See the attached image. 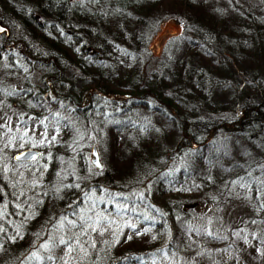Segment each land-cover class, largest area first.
Listing matches in <instances>:
<instances>
[{"label": "trees", "instance_id": "1", "mask_svg": "<svg viewBox=\"0 0 264 264\" xmlns=\"http://www.w3.org/2000/svg\"><path fill=\"white\" fill-rule=\"evenodd\" d=\"M215 1L0 0V22L18 20L13 40L47 52L25 53L24 78L0 77V264H264V155L244 138L264 128V19ZM183 11L190 24L152 51ZM239 38L242 55H228ZM17 129L52 137L19 162L29 145ZM94 134L101 168L87 161Z\"/></svg>", "mask_w": 264, "mask_h": 264}, {"label": "rangeland", "instance_id": "2", "mask_svg": "<svg viewBox=\"0 0 264 264\" xmlns=\"http://www.w3.org/2000/svg\"><path fill=\"white\" fill-rule=\"evenodd\" d=\"M203 2H209L212 0H200ZM215 2H217L218 4V9L219 11L225 15H233L234 17H238L239 15H242L243 11H248L250 12L253 16L259 18V19H264V2L263 0H216ZM168 6V3L165 5V8ZM185 12H180L179 16L177 15L176 19H166L162 25V27L159 29L158 33L156 35H154V37L152 38V43H151V50L154 51L155 53H158L162 46H164V43L166 41H168L169 37H171V34H166L164 35L161 40H158L160 35H162V33L164 31H166V29L171 28V27H175L177 28V32L180 33L182 32L183 28H185V26L187 24H190L189 21L186 20V17L182 14H184ZM0 15H1V9H0ZM250 17V16H249ZM16 21V20H15ZM17 23H13L14 25V29L12 27L10 28V35L8 36L11 42V45H7L6 46V50L5 52L1 53L0 56H5L6 58H2L0 59V77H4V75L8 76L7 80L9 79V81L12 79V81L14 80V75L17 77H25L24 71L25 69H28L27 63L25 62L26 60V56L31 57V54H47V52L45 51V48L43 46H37V45H32V52L29 51L27 52L26 49L18 44L17 42H15L13 39L16 40V37L19 36V28L18 26H16L18 24V20L16 21ZM175 22H179V24L175 23ZM5 25V24H4ZM7 25V24H6ZM9 26V25H7ZM242 32V31H239ZM4 35V33H0V36ZM7 37V38H8ZM168 39V40H167ZM236 40V39H235ZM234 43V47L232 49H230L227 54L230 56H234L236 54L238 55H242L243 51L240 52L239 48H240V43H242V38H239L238 41L234 42V40H232ZM246 46V44L244 45V47ZM246 49V48H245ZM244 49V50H245ZM234 50L235 53H234ZM240 60V59H238ZM243 66V64H241V61H237L236 63V67L234 68L235 70H237L238 68L241 69ZM238 69V70H239ZM29 71V70H28ZM43 69H41L40 71H36L35 69L30 71V81L33 82L34 84L40 79V74L43 73ZM19 74V75H18ZM12 77V78H11ZM0 78V79H2ZM7 81V84H10V82ZM224 84V83H223ZM15 85H17L16 87H20L21 85L19 83H16ZM142 109V108H141ZM144 110V109H142ZM144 115V120L146 122L152 121L151 116L146 115V111L142 112ZM142 114V115H143ZM141 117V116H140ZM1 124V121H0ZM50 125V124H49ZM51 128V126H50ZM49 128V129H50ZM22 130L21 129H17L15 134L13 135V138L16 136H20L21 135ZM23 133V132H22ZM23 136L25 137V139H27V144L29 145V147H34L36 148L37 145L39 144H44L46 142H48L51 137L52 134L48 133V134H42V133H33V131H27L26 133H23ZM247 140V143H249L251 146L250 148L252 149V147L255 148L256 153H260L264 155V145L261 148H258L259 143H264V128H262L260 125H253L251 127V129L249 130V133L247 134V137H244ZM244 142V141H243ZM4 144H10V141H5L3 142ZM98 137L97 135H92L91 137V146L93 144H95L97 146V150H98V154H99V161L101 163V167L103 164V161L101 159L100 156V152H99V148H98ZM246 143V142H244ZM15 153V152H14ZM13 155V154H12ZM186 157H184L183 155H179L176 158L175 164L172 167V171H171V176H173V180H172V185L175 188V190H180V183L184 180H179L176 176V171L179 170V168H186ZM13 159V158H12ZM92 159L93 156L91 154V152L88 154V158L87 161L89 163V166H94L92 163ZM95 167V166H94ZM100 167V168H101ZM258 183L261 184V189H264V176L263 177H258ZM241 187L246 186V184L244 182L240 183ZM238 190V188H237ZM95 196L91 193L87 194V198H86V207L88 209V214H87V219L93 218L94 216H96L95 213H93V207H91V204L93 203ZM108 196H105V194L103 195V198L101 199V201H105L107 202L106 204L108 205ZM91 203V204H90ZM114 203V202H113ZM114 205L116 206V204L114 203ZM113 205V206H114ZM194 207H196L197 211L201 214L204 212H209L210 209V205L204 200V199H199L195 204H193ZM18 208V207H16ZM20 209V208H18ZM99 211L98 209H96V212ZM113 209H110V207H108V210L106 212V215L110 218H114L116 221H120L118 217H115V214L112 212ZM107 219V218H105ZM15 217H14V213L9 211L7 217H6V226L7 232H14L15 230H17V222H14ZM103 223V222H102ZM108 223V222H107ZM132 224L134 225L135 223L132 222ZM19 227V226H18ZM1 230H3V228H0ZM68 230L67 225L64 222L60 223V227L56 230L57 234H65L66 231ZM152 264V263H150ZM164 264H167V262H165Z\"/></svg>", "mask_w": 264, "mask_h": 264}, {"label": "water", "instance_id": "3", "mask_svg": "<svg viewBox=\"0 0 264 264\" xmlns=\"http://www.w3.org/2000/svg\"><path fill=\"white\" fill-rule=\"evenodd\" d=\"M4 33V36L7 38L10 35V29L0 22V33ZM91 154L93 156L92 163L96 168L101 167V163L99 161V154L97 150V146L93 144L91 146ZM40 155V150L34 147H27L13 153L12 158L15 161L19 162H28L35 160ZM19 157V159H17Z\"/></svg>", "mask_w": 264, "mask_h": 264}, {"label": "snow or ice", "instance_id": "4", "mask_svg": "<svg viewBox=\"0 0 264 264\" xmlns=\"http://www.w3.org/2000/svg\"><path fill=\"white\" fill-rule=\"evenodd\" d=\"M17 159H19V157H17ZM61 243H64V241H61ZM71 250V249H70Z\"/></svg>", "mask_w": 264, "mask_h": 264}]
</instances>
